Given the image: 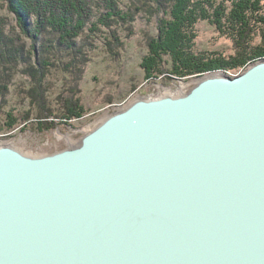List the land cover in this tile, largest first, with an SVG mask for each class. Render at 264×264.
<instances>
[{"label": "water", "instance_id": "95a60500", "mask_svg": "<svg viewBox=\"0 0 264 264\" xmlns=\"http://www.w3.org/2000/svg\"><path fill=\"white\" fill-rule=\"evenodd\" d=\"M0 264H264V60L74 149L0 146Z\"/></svg>", "mask_w": 264, "mask_h": 264}, {"label": "rangeland", "instance_id": "374dc122", "mask_svg": "<svg viewBox=\"0 0 264 264\" xmlns=\"http://www.w3.org/2000/svg\"><path fill=\"white\" fill-rule=\"evenodd\" d=\"M114 1L123 11H126L127 7L141 6L134 0ZM203 7L208 10L204 12L207 18L199 13L192 18L189 26L190 42L187 40L185 44L187 56L194 55L205 60L216 58L215 61L222 63L231 62L238 54L236 36H232L226 20L232 7L231 1L215 0L211 4L203 1ZM83 8L86 11L83 17L86 19L85 32L75 38L76 45L83 53H76L79 59L75 58V62L72 53L63 55L61 61L66 65L65 70L59 66V69H53L44 76L40 82L41 89L36 95L41 102L30 101L26 94L27 90L36 84L20 72L25 66L21 65L19 70L14 72L16 75L11 76L8 92L2 102V121L12 120L11 123L18 124L13 131L0 134V146L12 147L31 157L74 149L107 118L135 102L183 96L188 94L201 78L226 72L219 70L202 75L179 76L172 71L175 70L174 59L163 56L158 63L162 73L147 76L142 63L149 54V43L160 37L165 14L159 11L150 15L138 11L134 22L129 23L126 30H108L100 24L102 17L109 11L105 2L91 0ZM219 10V16L222 17L218 19L214 14ZM33 21L34 16L28 20V24ZM0 29L18 44H25L26 49H30L35 41V50L38 52L42 39H34L29 35L20 36L17 16L9 11V3L3 0H0ZM111 35H116L120 43L112 40ZM262 35L261 28L255 29L251 41L247 44L250 50H258L261 47ZM107 41L113 45L106 46ZM241 43L240 40L239 44ZM253 64L239 70L227 71L226 74H243ZM64 66L62 64V67ZM27 114L29 120L25 122Z\"/></svg>", "mask_w": 264, "mask_h": 264}, {"label": "trees", "instance_id": "16d2710c", "mask_svg": "<svg viewBox=\"0 0 264 264\" xmlns=\"http://www.w3.org/2000/svg\"><path fill=\"white\" fill-rule=\"evenodd\" d=\"M3 1L9 3V11L17 16L19 35L23 37L33 36L34 39L40 37L42 42L36 53L35 41L30 49H26L25 44H18L15 39L8 37L0 29V134L13 131L18 124L17 122L11 123L12 120L10 122L8 120L2 121L4 114L2 102L8 92L11 76L16 75L14 72L16 73L21 65L25 66L20 72L35 81L36 84L35 87L29 88L26 94L30 101L41 102L36 95L41 89L42 84L40 82L44 76L51 73L53 69H59V66L65 70L66 65L61 61L63 55L66 54L67 56V54L71 55L72 53L75 62V58L79 59L76 57V53H83L81 48L76 45L75 38L85 32L86 23L84 21L86 19L83 17L86 11L83 7L86 6V3L91 2V0ZM101 1L105 2L109 11L104 18L102 17L100 24H103L108 30L112 28L126 30L129 23L134 22V17L138 11L150 15H155L159 11L165 14L166 19L162 20L160 37L149 43V54L142 63L147 76H156L162 73L158 63L161 62L163 56L174 59L175 70L172 71H175L174 73L179 76L202 75L219 70L226 72L239 70L251 63L264 60V0H222L231 1L232 7L228 18L225 19L230 25L232 36H236V42H238L236 43L237 57L232 58L231 62L225 61L223 63L215 61L216 58L205 60L203 57L187 56L188 54L185 52L187 40L190 42L188 30L192 18L199 13L207 18L204 12L208 10L206 7L204 9L203 1L211 4L215 0H134L141 6L127 7L126 11L119 9L114 0ZM216 12L214 17L221 18L222 16H219L221 15L220 10ZM32 16H34V21L28 24V20ZM257 28L263 30L262 44L258 50H250L247 44H249L248 41H251V37ZM111 39L118 44L120 43L116 35H111ZM240 40L242 41L241 44H239ZM107 42L106 46L113 45L112 42ZM62 64L65 66L62 67ZM28 116L27 114L24 118L25 122L29 120Z\"/></svg>", "mask_w": 264, "mask_h": 264}, {"label": "bare ground", "instance_id": "6f19581e", "mask_svg": "<svg viewBox=\"0 0 264 264\" xmlns=\"http://www.w3.org/2000/svg\"><path fill=\"white\" fill-rule=\"evenodd\" d=\"M210 76H211V75H210ZM128 108H129V107H128ZM126 109H127V108H126ZM126 109H125V110H126ZM123 111H124V110H123ZM107 119H108V118H107ZM107 119H106V120H107ZM7 147H9V146H7ZM11 148H12V147H11Z\"/></svg>", "mask_w": 264, "mask_h": 264}]
</instances>
